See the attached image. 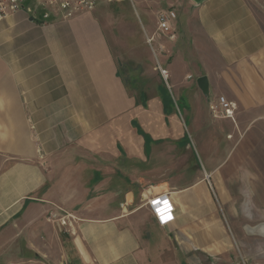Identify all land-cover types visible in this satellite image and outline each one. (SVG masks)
<instances>
[{
	"label": "crops",
	"instance_id": "1",
	"mask_svg": "<svg viewBox=\"0 0 264 264\" xmlns=\"http://www.w3.org/2000/svg\"><path fill=\"white\" fill-rule=\"evenodd\" d=\"M136 2L139 18H151ZM103 3L68 19L43 23L17 12L0 23V120L9 134L0 151L10 166L0 198L11 197L3 211L23 202L32 229L45 232L43 256L55 263L53 231L64 230L59 264H206L207 256L226 264L234 256L223 254L231 245L226 231L206 226L217 222L208 183L211 168L231 165L235 150L254 149L246 145L264 130L262 20L249 0H167L161 9L174 11L176 39L156 40L153 56L145 39L156 20L147 24L140 36L152 70L139 62L131 68L121 61L131 49L122 53L105 22L114 17L96 10ZM156 61L168 69L169 87ZM138 69L137 85L131 72ZM220 96L235 104L233 119L212 116ZM154 198L174 208L164 225L149 207ZM59 209L67 226L50 215Z\"/></svg>",
	"mask_w": 264,
	"mask_h": 264
},
{
	"label": "rangeland",
	"instance_id": "2",
	"mask_svg": "<svg viewBox=\"0 0 264 264\" xmlns=\"http://www.w3.org/2000/svg\"><path fill=\"white\" fill-rule=\"evenodd\" d=\"M136 1L126 0L122 1L123 4L118 5L117 3H103L106 5L100 6L96 10L103 9L114 17L105 18V22L114 31V35L120 43H124V45L117 46L122 53L126 54L131 49V53L126 56L123 55L121 61H130L131 68L137 66L138 62L143 63L146 68L152 70V66L147 65L144 58L143 46L145 45L140 33L147 24H155L157 12L161 8H167V0H140L141 3L145 4L144 6L150 12V15L152 14L151 18H139L141 8ZM249 3L264 25V0H249ZM175 6L172 7L174 10ZM126 16L128 18H124ZM128 36L130 37L128 38ZM139 71L138 69L131 72L133 76L137 77V85L140 83L138 81ZM148 74L150 77L147 81L151 84L155 83L153 74ZM163 83L168 87L164 81ZM129 87L132 93H136L133 84ZM176 99V104L183 110L186 105L184 99ZM1 121L0 146L9 138V134L2 133L6 128H4V123L2 124ZM251 131L253 132L254 129ZM261 132L257 144L246 145L254 147V149L235 150L231 153L230 160L227 159L224 162L228 161V164L231 165L211 168L213 174L211 182L208 183V188L211 194L212 209L217 214V222H212L213 224L207 222L206 226L219 223L226 231L231 245L230 250L223 254L234 255L232 256L233 260L228 261L226 264H264V130H260ZM5 153L0 151V195L7 190V184H2V178H5L10 171V166H7L5 160L7 159ZM195 154L197 155L196 151ZM197 159L199 168L195 167V170H198L196 174L200 170L203 172L200 163L202 156L201 159ZM2 185L4 189L1 188ZM29 197L35 196L30 194ZM10 198L8 196L5 199L4 197L0 198V264H59L60 260L62 261L60 263H64L65 253L61 252L59 254V237L62 242V237L66 241L68 238L67 233L64 230L59 232L56 229L53 231L52 239L54 240L52 242H54V246L51 248V253L52 257L53 254L56 256L58 263L49 260L48 256L44 257L42 242L45 232L42 227L38 228V226H34V229H32V220H28L24 216L25 204L23 202L3 211L2 205ZM17 209L19 213L11 216L10 211ZM4 219H6L5 223L3 222ZM35 221L36 224L39 221L41 226L43 218L39 215L35 218ZM28 243L33 244L30 245L32 246L31 249L27 247ZM219 262L224 263V260L218 256H207L206 258V264H219Z\"/></svg>",
	"mask_w": 264,
	"mask_h": 264
},
{
	"label": "built area",
	"instance_id": "3",
	"mask_svg": "<svg viewBox=\"0 0 264 264\" xmlns=\"http://www.w3.org/2000/svg\"><path fill=\"white\" fill-rule=\"evenodd\" d=\"M120 0H0V23L3 22L10 14L25 12L32 19H38L45 23L51 18L68 19L78 13L90 12L94 10L98 3H113ZM175 13L172 10L161 9L156 15V30L153 35L146 36V43L155 55V42L158 39L166 38L173 41L177 37L175 29ZM157 49L162 52L161 44ZM155 68L158 70L162 80L168 85L169 71L159 61H156ZM169 87V86H168ZM235 104L227 101L223 96L219 97L218 104L210 105L212 116L234 118ZM161 199L154 198L148 201L151 211L154 213L159 224L164 225L172 218L174 208L168 204L167 220H161L156 208ZM52 219L61 226H67L68 214L66 211L59 209L57 214H50Z\"/></svg>",
	"mask_w": 264,
	"mask_h": 264
},
{
	"label": "water",
	"instance_id": "4",
	"mask_svg": "<svg viewBox=\"0 0 264 264\" xmlns=\"http://www.w3.org/2000/svg\"><path fill=\"white\" fill-rule=\"evenodd\" d=\"M192 1L194 2V4L199 5L202 2H204L205 0H192ZM196 82H197V86L201 90V92L203 94L207 95L208 94L207 78L205 76H200L199 78H197Z\"/></svg>",
	"mask_w": 264,
	"mask_h": 264
},
{
	"label": "clouds",
	"instance_id": "5",
	"mask_svg": "<svg viewBox=\"0 0 264 264\" xmlns=\"http://www.w3.org/2000/svg\"><path fill=\"white\" fill-rule=\"evenodd\" d=\"M159 207L156 208V211L159 213L161 220H167L170 217L168 216V201L167 199L158 202Z\"/></svg>",
	"mask_w": 264,
	"mask_h": 264
},
{
	"label": "trees",
	"instance_id": "6",
	"mask_svg": "<svg viewBox=\"0 0 264 264\" xmlns=\"http://www.w3.org/2000/svg\"><path fill=\"white\" fill-rule=\"evenodd\" d=\"M135 86H136V84H134ZM137 88H138V86H136ZM141 96V94H139V96L138 97H140ZM141 101L143 102V101H145L144 100V98L141 96ZM139 102V101H138ZM140 132L142 133V131L140 130Z\"/></svg>",
	"mask_w": 264,
	"mask_h": 264
}]
</instances>
